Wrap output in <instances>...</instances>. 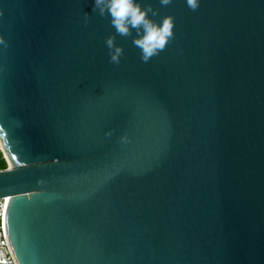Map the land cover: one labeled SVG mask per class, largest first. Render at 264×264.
<instances>
[{
    "label": "water",
    "instance_id": "95a60500",
    "mask_svg": "<svg viewBox=\"0 0 264 264\" xmlns=\"http://www.w3.org/2000/svg\"><path fill=\"white\" fill-rule=\"evenodd\" d=\"M139 2L173 18L147 63L93 0H0L16 262L264 264V0Z\"/></svg>",
    "mask_w": 264,
    "mask_h": 264
},
{
    "label": "clouds",
    "instance_id": "9594fccd",
    "mask_svg": "<svg viewBox=\"0 0 264 264\" xmlns=\"http://www.w3.org/2000/svg\"><path fill=\"white\" fill-rule=\"evenodd\" d=\"M171 0H161L168 4ZM187 5L195 10L199 0H186ZM93 12L99 16H107L115 32L121 36H128L133 30L136 37L133 43L140 50V58L147 63L153 56L158 55L173 37V18L165 16L159 23L150 18L155 14L150 6L142 5L139 0H93ZM85 18L89 16L85 13ZM105 44L108 48L109 60L119 63L123 55L121 47L114 44V38L109 36Z\"/></svg>",
    "mask_w": 264,
    "mask_h": 264
},
{
    "label": "built area",
    "instance_id": "2783aa9c",
    "mask_svg": "<svg viewBox=\"0 0 264 264\" xmlns=\"http://www.w3.org/2000/svg\"><path fill=\"white\" fill-rule=\"evenodd\" d=\"M6 167H8L7 163H6ZM6 204H7V197H1L0 198V264H17L7 237V232L5 227L4 216H5Z\"/></svg>",
    "mask_w": 264,
    "mask_h": 264
},
{
    "label": "trees",
    "instance_id": "16d2710c",
    "mask_svg": "<svg viewBox=\"0 0 264 264\" xmlns=\"http://www.w3.org/2000/svg\"><path fill=\"white\" fill-rule=\"evenodd\" d=\"M4 167H6V161H5V159L3 158V155H2V153H1V151H0V169H2V168H4Z\"/></svg>",
    "mask_w": 264,
    "mask_h": 264
},
{
    "label": "bare ground",
    "instance_id": "6f19581e",
    "mask_svg": "<svg viewBox=\"0 0 264 264\" xmlns=\"http://www.w3.org/2000/svg\"><path fill=\"white\" fill-rule=\"evenodd\" d=\"M0 149H1L2 153H3L4 158L7 160L8 165H11V161H10L9 158L7 157L6 153L3 151V149H2L1 147H0Z\"/></svg>",
    "mask_w": 264,
    "mask_h": 264
},
{
    "label": "snow or ice",
    "instance_id": "6c2138e0",
    "mask_svg": "<svg viewBox=\"0 0 264 264\" xmlns=\"http://www.w3.org/2000/svg\"><path fill=\"white\" fill-rule=\"evenodd\" d=\"M13 159H15V157H13Z\"/></svg>",
    "mask_w": 264,
    "mask_h": 264
}]
</instances>
